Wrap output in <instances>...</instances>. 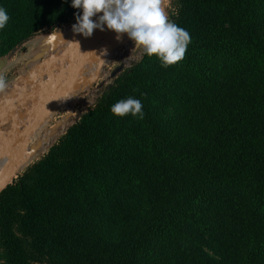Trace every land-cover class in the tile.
<instances>
[{
	"label": "trees",
	"instance_id": "obj_1",
	"mask_svg": "<svg viewBox=\"0 0 264 264\" xmlns=\"http://www.w3.org/2000/svg\"><path fill=\"white\" fill-rule=\"evenodd\" d=\"M5 54L73 23L64 0H0ZM183 60L122 72L0 194L6 264H264V0H178ZM132 96L143 117H117Z\"/></svg>",
	"mask_w": 264,
	"mask_h": 264
},
{
	"label": "rangeland",
	"instance_id": "obj_2",
	"mask_svg": "<svg viewBox=\"0 0 264 264\" xmlns=\"http://www.w3.org/2000/svg\"><path fill=\"white\" fill-rule=\"evenodd\" d=\"M178 0H167L166 11L168 13V17L170 18L171 14L175 12L177 7ZM76 23L60 25L55 27L54 29H46L33 38L30 39L28 43H25L21 49L16 53L11 59L17 61L19 63V67H26V63L31 58H35L34 51L37 50L40 44L42 47L51 46L53 42L50 43L51 39H55L58 37V43L62 42L63 50L59 55H54L52 57L48 56L50 54V48L48 53L45 55L53 58L58 57L63 54L71 45L76 44L79 38L73 37L70 34L72 33V25ZM117 34L114 33L111 36L104 38L97 46L96 52L93 54V58L85 65L80 75L75 79L72 89L69 94L63 97L62 103L57 106L54 111L45 119L40 128H38L31 136V139L26 147L23 160L26 157H29V161L25 166H23L18 174H16L13 178V183L22 175L30 166L40 161L50 149L60 140L62 136H64L67 131L78 122L84 113L90 110L101 95L112 85L115 79H111V74L121 65H125V70L133 66L134 64L140 62L144 54L139 50H136L132 53L134 48V42L130 40L127 34H123L120 41L115 42ZM63 38V39H62ZM65 41V42H63ZM73 42V43H72ZM59 44L55 45L58 48ZM46 48V49H47ZM56 48V49H57ZM103 48L108 49V55L100 57V51ZM36 49V50H35ZM45 49V50H46ZM54 49V48H53ZM6 46L3 45L2 40H0V59L7 57L11 52L5 54ZM52 50V48H51ZM55 50H53L54 52ZM79 51H84V49H80ZM73 55V52L69 54L64 63L59 64L58 75H60L61 70H66V65L69 63V57ZM45 60L49 61L50 59L46 58ZM44 59V58H43ZM46 61V62H47ZM23 63H25L23 65ZM45 63V61H44ZM60 70V71H59ZM49 77V76H48ZM16 76L13 73H10L8 76L3 78L6 81L7 87L3 90V92H9L10 86L13 84ZM48 79V78H47ZM12 91H15V86H12ZM2 120V119H1ZM11 120V119H10ZM26 120V119H25ZM12 121V120H11ZM27 123V120H26ZM2 124V123H0ZM13 125V121H12ZM19 126V125H18ZM26 126H19L24 127ZM0 138L5 136L9 137L11 135L4 134L2 135V131H0ZM44 139V140H43ZM46 142V143H45ZM47 145V146H46ZM33 151V152H31ZM23 162V161H22ZM21 162V163H22ZM1 172V168H0ZM0 264H6L3 259V252L0 249Z\"/></svg>",
	"mask_w": 264,
	"mask_h": 264
},
{
	"label": "clouds",
	"instance_id": "obj_3",
	"mask_svg": "<svg viewBox=\"0 0 264 264\" xmlns=\"http://www.w3.org/2000/svg\"><path fill=\"white\" fill-rule=\"evenodd\" d=\"M166 4L167 0H70V6L79 10L72 30L85 38L92 37L95 30H111L117 39L127 34L134 42L132 53L139 50L149 58L155 56L161 67L167 68L183 60L190 36L169 19ZM9 20L7 10L0 7V30ZM107 55L108 49H101L99 56ZM6 87V81L0 77V91ZM142 107L140 100L129 96L113 104L110 111L117 117L142 118Z\"/></svg>",
	"mask_w": 264,
	"mask_h": 264
},
{
	"label": "water",
	"instance_id": "obj_4",
	"mask_svg": "<svg viewBox=\"0 0 264 264\" xmlns=\"http://www.w3.org/2000/svg\"><path fill=\"white\" fill-rule=\"evenodd\" d=\"M93 19H96V17ZM114 33L115 32L107 29L103 32L95 30L92 37L85 38L82 35L74 34L72 31L70 35L79 38L77 41L79 44L76 43L71 45L63 54L51 58L41 67L43 72L42 75H45V73L53 71L57 65L64 63L69 54L73 52V55L69 57L66 70L60 69L61 73L59 76H55L54 74L49 75L44 87L35 91L26 92L24 95L19 96V92L23 90V87L28 88L31 84L38 82L42 77L38 74L31 75L25 79L23 87L20 85L15 86L14 94L16 98H11L6 103L0 104V119H11L15 127L11 136H3L0 138V194L13 184L14 176L20 171V164L23 161V156L32 134L41 127L45 119L62 103L63 97L69 94L75 79L80 75L85 65L93 58L98 44L104 38ZM58 37L59 36H56L53 41L55 45L59 44ZM29 41L30 39L14 48L7 57L0 59V73L9 66L11 58ZM118 41H120V39L116 37L115 42ZM80 49H84V51L81 52L79 51ZM124 71L125 65L123 64L111 74V79H117ZM45 97L47 98L45 99ZM30 99H38V101L34 103L31 109L25 111L22 115V117L27 120L26 126L19 127V114L16 113L15 109L17 107H23ZM81 117L82 116L79 118Z\"/></svg>",
	"mask_w": 264,
	"mask_h": 264
},
{
	"label": "crops",
	"instance_id": "obj_5",
	"mask_svg": "<svg viewBox=\"0 0 264 264\" xmlns=\"http://www.w3.org/2000/svg\"><path fill=\"white\" fill-rule=\"evenodd\" d=\"M53 41H54V39H51L50 43ZM62 44L63 43L60 42L58 48L55 47L54 44H52L53 47L48 46V48L42 47V44H40L39 47L37 48V50L35 49L36 51L33 52L34 56H36V57L32 58V59L30 58L28 60V62L26 63L27 65L24 69L22 66H21V68H17V67H19V63H16L17 61H15L14 59H11L9 66L4 71H2L0 73V77L5 78L6 76H8L13 71L16 78H15L13 84H11L10 91L8 93L0 91V104L6 103L11 98H14V97L16 98V95L12 91V86L13 85L14 86L20 85L23 87V82L25 81V79L30 77L33 74H38L39 76L41 75L42 77H41V79H39L38 82L31 84L28 88L23 87V90H21L19 92V96L24 95L26 92L35 91V90L40 89L41 87H44L47 83V78L49 75L54 74L55 76H57L58 75L57 71L59 69L58 68L59 66H56L53 69V71L45 73V75H42L43 72H42L41 67L44 64V61L45 62L47 61V60H45L44 56H46L45 54L48 53L49 48H50L51 52L48 56L52 57L54 55H59L61 53V51L63 50L62 48L64 47ZM51 48H52V50H51ZM53 50H55V51L53 52ZM48 56H46V58L50 59V57H48ZM24 64L25 63H23V65ZM46 98L47 97H45V99ZM37 101H38V99H36V100L30 99L28 101V103L25 104L23 107H20V108L17 107L15 109L16 113L19 114V119H18V125L19 126H23L26 124V120L22 117V115L24 114L25 111L31 109V107ZM0 123H2V124H0V131H2V135H4V134L11 135L13 133V131L15 130V127L12 125V121L8 118H3L2 120L0 119Z\"/></svg>",
	"mask_w": 264,
	"mask_h": 264
},
{
	"label": "bare ground",
	"instance_id": "obj_6",
	"mask_svg": "<svg viewBox=\"0 0 264 264\" xmlns=\"http://www.w3.org/2000/svg\"><path fill=\"white\" fill-rule=\"evenodd\" d=\"M44 140V139H43ZM46 143V142H45ZM47 146V145H46ZM29 161V157L23 160V162L20 164V168H22L23 166H25L27 164V162Z\"/></svg>",
	"mask_w": 264,
	"mask_h": 264
}]
</instances>
